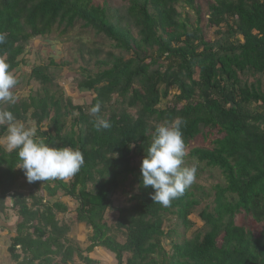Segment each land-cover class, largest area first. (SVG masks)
I'll use <instances>...</instances> for the list:
<instances>
[{
	"label": "trees",
	"instance_id": "16d2710c",
	"mask_svg": "<svg viewBox=\"0 0 264 264\" xmlns=\"http://www.w3.org/2000/svg\"><path fill=\"white\" fill-rule=\"evenodd\" d=\"M182 1L200 15L195 0H127L125 17L95 0H0V32L6 35L0 56L17 79L30 39L53 29L65 34L79 22L129 55L108 53L110 60L98 61L106 68L77 84L92 94L87 103L73 104L43 88L14 105L0 104L18 122L35 126L47 143L79 149L85 160L68 180L30 183L33 192L24 194L16 187L25 179L17 152L0 144V215L11 210L19 219L6 247L14 264H98L70 242L71 222L57 221L56 213L71 212L58 195L76 203L71 221L92 229L87 251L103 247L117 264H264V227L254 232L235 220L244 213L264 221V0H207L205 27L215 31L212 39L181 16L176 6ZM47 71L37 65L30 78L50 83ZM170 92L171 105L161 107ZM114 96L125 107L113 105ZM97 103L111 124L101 131L89 113ZM74 111L67 126L65 117ZM177 117L185 121L186 145L203 131L215 135L210 148L194 147L189 155L219 169L223 184L214 187L211 209L198 214L204 231L172 242L167 254L160 244L167 215L191 228L189 215L203 198L187 189L168 207L153 202V189L141 184L140 164L155 128ZM6 130L0 127V138ZM127 179L135 186L130 204L108 224L104 214Z\"/></svg>",
	"mask_w": 264,
	"mask_h": 264
},
{
	"label": "rangeland",
	"instance_id": "374dc122",
	"mask_svg": "<svg viewBox=\"0 0 264 264\" xmlns=\"http://www.w3.org/2000/svg\"><path fill=\"white\" fill-rule=\"evenodd\" d=\"M95 3L107 6L110 14L115 17L119 15H123V17L126 16L125 10L127 7V0H95ZM194 4L199 7L200 15L196 14V9L189 7L185 1L177 4L176 7L181 13V16L183 18L185 17L192 27L198 25L208 38H214L215 31L212 28L206 30L207 28L205 27L207 0H195ZM133 32L135 33V31ZM108 53H112L116 56H123L124 58L129 56L113 47V43L106 39L105 36L97 34L90 28L83 27L81 22L76 23L74 27L70 28L65 34H60L59 30L53 29L49 35L32 38L27 43L23 55L19 57L17 67L19 82L13 89V92L17 99H19L20 97L42 93L43 88H47L49 93H54L57 97H70L73 104L87 103L91 99L92 94L77 89V84L88 75H94L101 69L106 68V66H100L98 61L110 60L111 58H108ZM51 61L53 64H50ZM37 65L48 66L47 72L52 79L50 83L41 84L30 78L32 68ZM196 77L195 75V78ZM249 80H252V78L249 77ZM172 98L173 92H170L160 106L171 105ZM111 103L117 106V108L125 107V105L120 106L119 103L115 102V96L112 98ZM127 112L134 115L135 108H128ZM75 115L76 111L65 117L67 126ZM48 122V119L43 122L42 128L44 130H47ZM214 136L215 135L203 131L186 145L187 155L185 157L184 166L191 167L193 164L197 166L196 182L188 189L200 195L203 200L199 207L189 215L190 220L193 222L191 228L184 229L177 223L173 215H167L163 224V230L166 236L160 239V244L167 254L171 252L172 242H180L184 237L188 239L198 230L204 231L205 227L203 221L198 214L204 208L211 209L213 205L214 187L217 184H223V177L219 169L207 166L189 155V151L194 147L210 148ZM3 137L0 138V141L3 140ZM0 144L3 146L2 143ZM134 162H136V160H134ZM16 187L24 194H28L29 191L33 190L26 178L20 179ZM134 187L130 179H127L119 187L113 195V204L111 208L106 210L104 214L106 223L111 224L118 216V209L130 204L128 199L131 194L135 192ZM196 187L200 188L197 190ZM34 192L37 193L36 190ZM42 194L45 196L44 192H42ZM55 198L66 203L71 209V212L56 213V219L59 223L71 222V229L67 234L70 242L78 246L83 251V255L92 258L98 264H117L115 256L103 247L97 246L94 247L91 252L87 251L86 248L90 244L92 229L85 223L71 221L76 208V203L74 201L62 195H58V197ZM6 203L10 204L9 198H7ZM18 220L19 219L11 210L0 215V264H14L9 260L6 247L9 242V236L14 234V226ZM235 220L238 224H244L254 232H258L264 227V221L257 223L244 213L238 214ZM71 264L81 263L75 262Z\"/></svg>",
	"mask_w": 264,
	"mask_h": 264
},
{
	"label": "clouds",
	"instance_id": "9594fccd",
	"mask_svg": "<svg viewBox=\"0 0 264 264\" xmlns=\"http://www.w3.org/2000/svg\"><path fill=\"white\" fill-rule=\"evenodd\" d=\"M6 35L0 32V44ZM18 84L17 77L10 70L6 59L0 56V104L14 105L17 97L13 89ZM100 103L93 105L89 113L94 117L93 127L97 131L111 127L110 122L99 115ZM7 125L6 134L0 143L11 153L17 152L29 183L52 180H67L76 175L85 164L79 149L56 147L37 136L35 126H25L18 122L10 109H0V127ZM183 118H175L155 128L151 142L147 146L140 164L141 184L153 189L151 199L164 207L182 197L197 179V166H184L186 144L183 137Z\"/></svg>",
	"mask_w": 264,
	"mask_h": 264
}]
</instances>
